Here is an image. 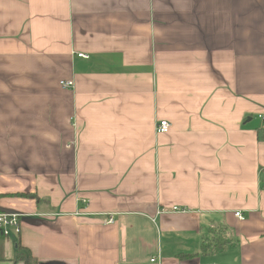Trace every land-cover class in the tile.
Segmentation results:
<instances>
[{
  "label": "crops",
  "instance_id": "crops-1",
  "mask_svg": "<svg viewBox=\"0 0 264 264\" xmlns=\"http://www.w3.org/2000/svg\"><path fill=\"white\" fill-rule=\"evenodd\" d=\"M259 115L264 0H0V264H264Z\"/></svg>",
  "mask_w": 264,
  "mask_h": 264
},
{
  "label": "built area",
  "instance_id": "built-area-1",
  "mask_svg": "<svg viewBox=\"0 0 264 264\" xmlns=\"http://www.w3.org/2000/svg\"><path fill=\"white\" fill-rule=\"evenodd\" d=\"M80 57L88 58L87 55L84 54H79ZM73 85V83L69 81H62L61 86L62 88H70ZM259 119L262 120L263 126L261 129L262 134L264 135V116L259 115ZM171 124L168 123V121H161L159 122L157 126V132L161 134H167V132L170 129ZM263 142H264V137H263ZM264 190V189H263ZM173 209L178 210L177 207H174ZM179 211V210H178ZM236 217L239 220L244 219L243 213L242 212H237ZM21 223V216L20 214H17L16 212H1L0 211V231L2 235H9L11 228L16 229L19 231V226ZM114 223V220H108L106 224L111 225ZM154 262V260H152Z\"/></svg>",
  "mask_w": 264,
  "mask_h": 264
},
{
  "label": "trees",
  "instance_id": "trees-1",
  "mask_svg": "<svg viewBox=\"0 0 264 264\" xmlns=\"http://www.w3.org/2000/svg\"><path fill=\"white\" fill-rule=\"evenodd\" d=\"M262 189H264V185L262 187ZM212 234L213 235V239L211 242H209L208 244L207 243H204L203 245V251L204 252H207V251H218V250H221L222 249V243L219 241L220 237H218V234L215 230V228H213V230H211ZM218 237V238H217ZM218 240L217 241H215ZM19 247V251H20V258L26 262V264H37V261L35 259V257H33L30 253V251L24 247H22L21 245L18 246Z\"/></svg>",
  "mask_w": 264,
  "mask_h": 264
},
{
  "label": "water",
  "instance_id": "water-1",
  "mask_svg": "<svg viewBox=\"0 0 264 264\" xmlns=\"http://www.w3.org/2000/svg\"><path fill=\"white\" fill-rule=\"evenodd\" d=\"M1 212H8V211H5V210H1Z\"/></svg>",
  "mask_w": 264,
  "mask_h": 264
}]
</instances>
